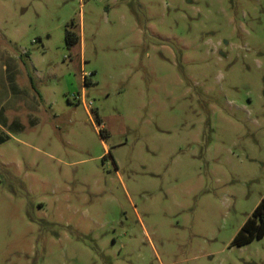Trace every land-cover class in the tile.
Listing matches in <instances>:
<instances>
[{
    "label": "rangeland",
    "instance_id": "rangeland-1",
    "mask_svg": "<svg viewBox=\"0 0 264 264\" xmlns=\"http://www.w3.org/2000/svg\"><path fill=\"white\" fill-rule=\"evenodd\" d=\"M263 197L264 0H0V264H264Z\"/></svg>",
    "mask_w": 264,
    "mask_h": 264
},
{
    "label": "trees",
    "instance_id": "trees-1",
    "mask_svg": "<svg viewBox=\"0 0 264 264\" xmlns=\"http://www.w3.org/2000/svg\"><path fill=\"white\" fill-rule=\"evenodd\" d=\"M75 26L74 21L66 25L65 29V42L68 47L73 46L80 40V36L73 29ZM85 83L87 78L85 77ZM100 135L105 136L104 129L100 130ZM264 236V197L257 204L252 211V214L245 220L238 232L233 238V244L244 245L256 238H262Z\"/></svg>",
    "mask_w": 264,
    "mask_h": 264
}]
</instances>
